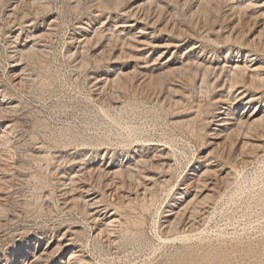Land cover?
<instances>
[{
    "label": "rangeland",
    "instance_id": "obj_1",
    "mask_svg": "<svg viewBox=\"0 0 264 264\" xmlns=\"http://www.w3.org/2000/svg\"><path fill=\"white\" fill-rule=\"evenodd\" d=\"M161 3L169 0H0V90L15 107L7 119L0 117V131L10 123L14 130L6 137L0 133V264H264V190L229 195L237 174H251L263 160L264 148L248 147L241 155L238 143L204 145L214 140L215 120L199 121L196 133L177 124L197 102L216 115L220 94L211 89L204 95L199 79L200 85L189 86L166 71L194 58L212 62L214 48L222 66L225 57L222 47L191 32L179 40L162 31L177 10L170 4L162 14ZM182 20L179 26L187 29ZM171 39L182 45L167 46ZM32 47L38 55L24 57ZM15 72L23 76L18 86L12 83ZM177 84L189 97L179 107L166 91ZM255 105L236 104L234 117L249 115ZM253 130L258 133L247 141L264 142V130ZM151 144L172 154L153 174L159 183L151 184L152 198L135 179L105 175L141 154L152 156ZM201 156H207L203 166L221 170L208 181L216 187V201L196 216L188 231L196 237L163 244L155 222ZM119 182L125 188L113 196ZM121 192L134 203L124 201L117 209ZM97 211L102 219L116 213L122 223L96 237L91 214ZM203 230L209 233L199 235ZM221 230L226 237L216 236Z\"/></svg>",
    "mask_w": 264,
    "mask_h": 264
},
{
    "label": "bare ground",
    "instance_id": "obj_2",
    "mask_svg": "<svg viewBox=\"0 0 264 264\" xmlns=\"http://www.w3.org/2000/svg\"><path fill=\"white\" fill-rule=\"evenodd\" d=\"M170 4L174 6V8L177 10L176 15L171 16L172 20L171 21L169 20L167 22L166 26H164L165 29L162 31L164 32L167 31L168 34L169 33L171 34V37L173 39L177 38L179 40L181 37L184 38V36L187 33L190 36L189 32H191L194 34L193 36H197V38L204 41L206 44L213 45L217 47L218 49L222 47L221 50L224 51L222 57L223 58L225 57L224 58L225 63L222 66L219 62L220 61V56H219L220 50H215L214 48V50L210 51V53L212 54V58L214 57V60H212V62L211 61L205 62V61H202V59L194 58V59H189L190 60L189 62L187 61L186 63L183 62V65L181 67H178V68L176 67L174 69L171 68L169 71H166L167 72L166 75L168 77L171 76L173 77V79L176 78L177 80H179V82L180 81L184 82L185 84H189V86L190 85L193 86L197 83L198 85L201 84V91L204 95L210 93L211 89L213 91L215 90V92L218 91V93L220 94V96L218 97V99H216L217 101H215L214 104H216V106L222 105V107L221 108L219 107L220 109L218 110L216 115L214 114V110L209 109L207 111L206 108H204L205 106L202 104L203 102L196 101L197 103L195 102L196 104L194 103L195 105L189 108L191 109V112L189 113V115L183 116L180 120L178 119L177 124L180 126H185L189 128L191 127V129H193V133H196L195 125L199 121H206V120L210 121L211 120L209 124H212L215 120L216 122L214 124L215 127L213 130H211V134H210V131L208 132L207 130L205 131V136L208 137V135L210 134L212 135V139L214 140L212 142L210 141V143H205L204 145L208 146V144H210L212 146H217V148L219 146L220 148V145L222 147L223 143L222 142L218 143V142L219 140H224V143L231 142V144L233 145H237V143L238 145H242L239 151L241 152L240 153L241 155L246 154L247 151L245 152V154H244V151L248 147L250 148L252 147L260 151L261 149L264 148V144H263L264 142H262L263 140H260V142L262 143L259 142V144L253 145V143H251L250 141H247V139L250 134L253 135L255 133H258V130L255 133H253L254 128L259 129L260 132L261 130H264V60L261 59L262 56H264V0H169V3L166 5L164 3L163 4L161 3L158 5L162 14L167 13L166 6H168L169 8ZM100 5L106 6L104 2H101ZM182 19H185L186 20L185 23L186 22L188 23L187 29L185 27L179 26L178 23L184 22ZM159 21L160 19H157V22ZM98 32L100 31H97L96 34ZM99 34H101V32L98 33V35ZM170 42L171 43H168L167 45L169 47L170 45H176L175 47H177L178 45L179 46L182 45L181 43H179V41L172 40ZM147 44L148 43H146V45ZM36 49L35 47H32V50L30 51L28 50L29 52L23 53V56L24 57L26 56L28 58H31V57L34 58L39 51V50L37 51ZM190 51H191L190 54H194L196 52L194 49ZM15 64H17V62ZM20 72L19 73L15 72L13 79H12L14 81L12 83H15L17 86L22 83L21 78L23 76L21 77L22 72L21 73ZM161 77H163V75ZM161 77L158 80V84L162 85V86L159 85L161 87V88L159 87L160 89H162V87L164 86V82ZM198 79L201 82L200 84L199 82H197ZM108 80L109 79H107V82ZM169 81L171 82L170 78H169ZM176 83L177 82L175 81V84ZM184 83H183V86L185 87ZM183 86L181 87V85H179L178 87V86L171 85L168 87L167 85L168 89L166 87V91L169 92L168 94H170V98L173 101L172 104L175 107H179L180 105L183 104V102L184 103L187 102L185 101L186 100L185 98L187 97V93L185 96L186 90L183 92L184 90ZM186 88H187V85H186ZM7 97L8 96H6L5 93L2 90H0V117H3V118H6L5 116H7L10 113L13 114L14 113L13 111L15 110V107H12L13 105L9 103V99ZM177 97L179 99H176ZM214 97L216 96L214 95ZM187 98L189 99V97ZM209 104L211 103L209 102ZM214 104H211V105H214ZM236 104L237 105L245 104L247 106L252 105V104H257V105H255L254 112L250 113L247 116L244 115L245 118H243L244 116L242 115H239L238 117H234L235 115L234 106H236ZM4 126H5V130H2L3 129L2 128L0 133L2 136L6 137L10 131H14V130H13V126H11V123L10 125L5 124ZM263 134H264V131H263ZM259 136H258V139L263 138L262 134H261L262 137L261 136L259 137ZM202 139L204 140V137H202ZM148 146H152V147L147 148L148 150L154 148L155 152L154 154H152L153 157L141 154L140 156L133 158V160H131L130 162L124 165L121 164L116 169L111 168V167L108 168L107 170L104 171L105 175L111 176L112 177L111 179H113L114 177L115 178L118 177L122 180L123 178L124 179L131 178L130 181L133 179V182L136 180V184L139 183L138 184L139 188L141 187V189L144 190L142 192H144L145 194L149 192L150 190H152L151 188L152 182L159 183L158 181L156 182L153 176L155 171H159L161 169V168L159 169V166H158L160 165L159 163L163 159H166L165 156H170L172 154L171 153L166 154V152H163V150L159 149L160 146L157 144H151ZM143 148L145 147L143 146ZM238 149L239 148H237V150ZM172 150L175 153L174 156H177L176 151L174 149ZM231 155L233 156V154ZM226 158H224L223 160H226ZM163 162H166V161H163ZM206 162H207V156L206 157L201 156L199 158L198 166L192 170V173L189 175V178L187 179V181H185L184 184H182L180 187L176 189L174 195L172 196L171 200L167 203V206L165 207V209L161 212L160 210L161 208H159L161 214L159 216V220L155 222V226H156L157 236L161 243L166 244V243L174 242V241L188 242V241H191L194 237H196L195 234L194 235L188 234V231H191L190 229H193L195 225L194 221L196 219V216L199 213H201L203 209L206 208L209 203H211L212 201H216V196H215L216 187L212 186L211 183H209L208 181H209L210 176L216 175L215 177H217V174L219 173L218 171H221L219 168H218L219 170L216 171L212 169L209 165L207 166L208 163L206 164V166H203ZM162 165L164 166L166 164H162ZM98 172H101V171L98 170ZM92 175L94 176V174ZM95 175H96V172H95ZM215 177L213 176V179ZM227 178L225 177V179L223 178V180L226 181ZM168 182L169 181H165L161 183H164L167 185ZM124 183L125 182L120 183L122 185L119 184V188H117V190H115L116 188L113 189L114 190L113 196H116L117 193L120 194L119 190L121 191L122 188L123 189L125 188ZM174 188L175 187L171 186L170 188L171 190L169 191V193L173 192ZM263 190H264V158L263 160L258 162V164L252 170L251 174H249L248 172L246 173L245 171H243V173L239 172L237 174L236 188L233 191H231L229 195L231 197H233L234 195L243 196L249 191L258 192V191H263ZM148 194H150V192ZM152 195H151V198H152ZM120 196L121 197L118 196V198L120 199V201L123 200V202L122 204H116V203L114 204V206L117 209H118V205L124 204V201L128 203V205L129 204L132 205L134 203V198L132 199L130 194L125 196L122 193V195ZM141 207L145 211H149L150 209V206L148 204L147 205L142 204ZM98 212L99 211H97L94 214H91L92 223L96 225L95 226L96 227V234H95L96 237L111 234L112 229H114L117 224L122 223L118 218L115 217L116 213H112L111 216L108 217L107 219L105 218L102 219L98 217L99 216ZM204 230L201 232L199 231L200 232L199 235H203L208 232ZM225 234H226L225 231L221 230L218 232V234H216V236L226 237ZM74 258L76 257L74 256ZM38 259L40 260L41 258H38ZM85 261L86 260H84V262ZM86 263L87 261L84 264Z\"/></svg>",
    "mask_w": 264,
    "mask_h": 264
}]
</instances>
